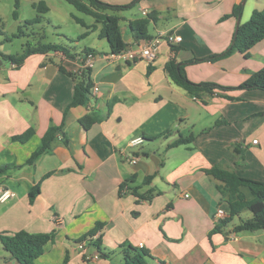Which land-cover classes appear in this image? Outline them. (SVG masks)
Listing matches in <instances>:
<instances>
[{
	"label": "crops",
	"instance_id": "crops-1",
	"mask_svg": "<svg viewBox=\"0 0 264 264\" xmlns=\"http://www.w3.org/2000/svg\"><path fill=\"white\" fill-rule=\"evenodd\" d=\"M102 1L130 5L110 10L121 17L127 49L147 41L133 39L129 21L150 15L151 37L172 33L182 41H163L154 61H124L110 48L89 47L96 50L91 76L98 91L87 106L68 109L76 81L60 66L76 72L80 58L47 51L29 55L20 65L7 59L21 53L24 44L16 50L10 35L16 36L14 25L6 32L0 0V189L13 193L0 200V232L55 230L36 264H65L66 257L69 264H123L125 242L146 249L149 264H264V229L233 231L242 218L252 217L250 210L216 229L229 206L218 190L221 182L206 172L221 166L264 181V90L216 87L195 97L165 68L175 59L193 82L241 84L264 66V39L249 57L234 51L216 60H193L224 53L238 18L248 21L254 10L264 8V0ZM237 4L243 5L240 16L223 18ZM14 18L19 29L24 19L20 12ZM100 29L101 24L91 33L99 38ZM92 111L100 120L87 129L80 119ZM63 121L64 133L53 150L28 164L48 128ZM30 127L35 133L26 142L12 139ZM190 134L193 142L170 146ZM135 137L143 142L131 145ZM148 175H154L150 182ZM39 181L40 192L30 202L29 191ZM243 191L251 198L248 188ZM219 208L224 217L217 215ZM98 221L104 223L96 234L102 252L89 243L82 251L78 239ZM0 253V264H21L2 245ZM85 253L100 257L85 258Z\"/></svg>",
	"mask_w": 264,
	"mask_h": 264
},
{
	"label": "trees",
	"instance_id": "trees-1",
	"mask_svg": "<svg viewBox=\"0 0 264 264\" xmlns=\"http://www.w3.org/2000/svg\"><path fill=\"white\" fill-rule=\"evenodd\" d=\"M73 4L79 11L89 14L94 17L95 23L88 25L85 20L75 14L74 19L87 28V30L79 37L84 38L88 36L92 31L96 30L101 24L99 31V38L106 39L110 52L117 54L125 50L128 43L125 41L122 27L121 17L115 13H111L110 10H121L129 7L130 5H115L104 2L102 0H89V3L83 0H66ZM132 5V4H131ZM33 6L37 9L38 14L36 17L26 21V24H34L42 21L43 13L49 10V6L44 0L34 3ZM18 2L13 12L14 17H18ZM243 11V5L237 4L234 6L232 13L224 15L223 18L230 16H240ZM154 17L136 18L129 21L128 26L132 37L135 41H146L151 37L148 26ZM1 31V29H0ZM22 33L21 27L19 28V34ZM264 39V8L261 10H254L250 19L246 22L239 24L238 33L235 42L224 51L222 54H215L207 58H196L193 61L204 60H216L222 56L229 55L234 51H239L244 54L245 57H249L250 49ZM174 47V46H173ZM177 48L175 47V50ZM47 51H62L66 55L75 56L80 58V62L83 64L90 53L96 54V50L93 48H85L83 52L77 53L73 48L64 44L56 42H41L36 44L27 42L24 44L23 51L19 54L5 55L7 59L20 65L31 54ZM61 70L76 81L74 96L72 102L69 104L68 109L75 106H87L92 97V88L94 87L92 79V67L82 66L78 71H68L65 67L60 66ZM166 71L173 81L187 90L189 94L195 97L201 96L202 93L212 92L216 87L224 88H259L264 90V66L258 71L252 73L247 79H245L238 86L225 87L218 83L211 81L193 82L187 76L185 65L178 63L175 59H171L165 66ZM152 66L148 67L147 73L150 74ZM100 120V116L94 111L84 115L80 119V123L87 129H89L94 123ZM64 121L60 125L50 126L46 133L43 135L40 145L28 158V164H34L36 160L43 154L49 153L53 150V142L57 138L59 133L63 132ZM35 129L33 127L28 128L25 132L14 135L13 140L26 142L33 134ZM157 138V136L153 137ZM195 139L194 134L187 136H180L173 141L170 146H179L181 144H189ZM65 143L68 144V139L65 138ZM10 166V164L3 167V169ZM2 170V167H0ZM206 172L221 183L218 185L223 198L228 203L229 210L227 216L216 224V229H221L225 224L231 222L235 216L241 215L244 210H250L252 217L242 218L241 222L234 226L233 231L243 230H257L264 229V181L246 178L238 175L235 171L226 169L221 166H214ZM53 171L48 172L43 178L51 175ZM154 175H148L146 181L150 182ZM128 181L121 184V189L127 185ZM41 181L37 182L29 191L30 202H33L40 192ZM243 188H248L251 198L243 191ZM136 192V191H135ZM144 198H148L149 195H139ZM104 226V223L98 221L93 229L82 235L78 242L86 241L90 245L96 246L101 251L102 240L101 237H96L98 231ZM56 231L51 232H29L27 230H20L15 233L0 232V244L10 252L12 258H15L21 264H36L35 260L44 253L45 246L55 239ZM123 248V264H149L148 257L149 252L144 248H139L131 245L128 242L122 244ZM102 252V251H101ZM106 255V253H102ZM68 257L65 258V264L68 263Z\"/></svg>",
	"mask_w": 264,
	"mask_h": 264
},
{
	"label": "rangeland",
	"instance_id": "rangeland-1",
	"mask_svg": "<svg viewBox=\"0 0 264 264\" xmlns=\"http://www.w3.org/2000/svg\"><path fill=\"white\" fill-rule=\"evenodd\" d=\"M33 1L37 3L41 0H2L1 2V9L4 14L1 18L6 25V32L8 34L14 25L13 30L16 36L10 35L16 50H20L23 44L27 42L36 44L38 41L68 44L76 50L93 46L101 50L109 49V44L106 39H102V46L98 45L101 43V39L97 38V34L94 32L84 38H79L87 28L81 23H78L74 19L73 14L83 18L87 24L95 22V19L93 16L79 11L73 4L66 0H44L47 5L52 4L51 12L43 13V18L40 22L26 24L27 20L36 17L38 14L37 9L32 5ZM83 1L89 3V0ZM17 2L19 4L18 12L21 13V17L24 19V23L21 25V34H19L18 27L15 26L17 22L13 15ZM136 9L134 12H137Z\"/></svg>",
	"mask_w": 264,
	"mask_h": 264
},
{
	"label": "built area",
	"instance_id": "built-area-1",
	"mask_svg": "<svg viewBox=\"0 0 264 264\" xmlns=\"http://www.w3.org/2000/svg\"><path fill=\"white\" fill-rule=\"evenodd\" d=\"M144 13H147V11H145ZM165 40L171 45H177L182 41V36L172 34V33L171 34L160 33V34L148 39L146 41V43L143 44L142 46H140L138 49H127L126 48L125 50H123L117 54H113V53L112 54H113V56L118 57L124 61H134L138 58H143V59H147L149 61H154L159 54L161 43ZM95 57H96L95 54L90 53L88 55V57L86 58V61L83 64L81 63V67L82 66L93 67ZM97 91H98V87L94 86L92 89V92L97 93ZM142 142H143L142 137H135L130 141V144L131 145H138ZM254 142H257V140L255 139ZM133 161L136 162V159H134ZM12 195H13V193L9 189H5V188L0 189V200L1 201L7 200ZM186 196H189V194H186ZM217 215L219 217H224L226 215V212L224 209L219 208L217 210ZM86 245H87V242L84 241V242H80L78 244V247L83 251V250H86ZM140 245L142 247L144 244L141 242ZM99 257H100V255L98 253H95V254L85 253V258H96V259H98Z\"/></svg>",
	"mask_w": 264,
	"mask_h": 264
},
{
	"label": "water",
	"instance_id": "water-1",
	"mask_svg": "<svg viewBox=\"0 0 264 264\" xmlns=\"http://www.w3.org/2000/svg\"><path fill=\"white\" fill-rule=\"evenodd\" d=\"M239 24H240V17L238 18V25H237L236 32H235V35H234V38H233V43L235 42V39H236V36H237V33H238Z\"/></svg>",
	"mask_w": 264,
	"mask_h": 264
}]
</instances>
